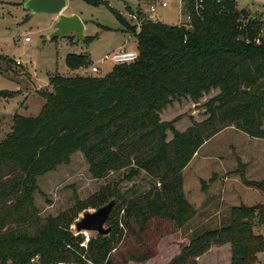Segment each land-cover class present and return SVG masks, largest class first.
Listing matches in <instances>:
<instances>
[{"label":"trees","instance_id":"trees-1","mask_svg":"<svg viewBox=\"0 0 264 264\" xmlns=\"http://www.w3.org/2000/svg\"><path fill=\"white\" fill-rule=\"evenodd\" d=\"M182 2L188 29L127 7L140 24L138 31L135 25L130 29L137 60L115 65L100 78L50 76L47 90L38 92L44 100L38 116L13 115L11 131L0 141V264H29L35 255L40 264L146 262L157 255L160 239L189 218L183 169L193 154L229 127L264 139V43L243 41L245 35L252 40L258 26H251L258 22L239 21L245 13L231 0H202L200 9L195 0ZM0 60L12 61L1 55ZM66 65L73 71L89 62L85 55L70 54ZM211 89L220 94L207 103L202 122L180 133L160 121L170 102L185 96L196 101ZM13 96L0 92V98ZM166 130L173 132L169 140ZM76 152L85 156L94 179L130 168L126 179L141 171L154 182L123 199L112 231L92 237L86 250L79 246L83 237L68 230L75 218L64 213L41 222L34 205L37 179L67 165ZM257 188L264 196V180ZM263 216L264 205L233 207L228 225L197 233L166 264H197L211 247L225 244L231 246V264H251L264 253V240L253 233Z\"/></svg>","mask_w":264,"mask_h":264},{"label":"rangeland","instance_id":"rangeland-1","mask_svg":"<svg viewBox=\"0 0 264 264\" xmlns=\"http://www.w3.org/2000/svg\"><path fill=\"white\" fill-rule=\"evenodd\" d=\"M25 1L0 0V55L12 60L9 63L0 60V92L14 95L0 98V141L11 131L14 114L38 116L44 103L38 92L47 90L50 76L100 78L115 66L109 59L112 53L122 48L137 51L130 32L136 22L130 18L127 7L132 11L139 7L142 13L166 25L185 22V15L179 14L175 0H167L166 8L156 5L154 12L149 11L148 0H100L99 5H90L84 0H65L61 14L75 15L83 23V40L75 42L72 32L50 38L56 18L42 13L31 14L23 8ZM237 2L239 8L249 9L251 13L260 10L255 0ZM115 13L121 16L124 25ZM70 54L85 55L88 67L70 70L66 65V56ZM91 67L99 71L92 73ZM219 94L218 89H211L196 101L187 96L179 97L161 111L159 119L169 123L173 131L182 133L193 123L207 118L206 105ZM262 102L264 106V94ZM165 134L169 140L173 132L166 130ZM129 171L130 168H125L94 179L88 172L85 156L79 152L72 154L67 165H60L37 179L34 205L39 220L43 222L46 217L65 213L76 221L85 211L92 212L114 199L115 205L105 223V228L111 227L112 231L121 201L154 184L141 171L134 178L126 179ZM262 180L264 139L250 138L233 127L220 131L193 154L183 169V192L190 207L188 220L180 230L160 239L158 256L148 262L131 264H166L197 233L228 225L233 207L264 205V196L257 188ZM254 224L253 233L264 240V216L261 223ZM68 230L71 236L75 235L73 224ZM96 235L93 233L92 237ZM254 259L251 264H264V253L256 254ZM197 264H231L230 244L211 247L197 259Z\"/></svg>","mask_w":264,"mask_h":264},{"label":"water","instance_id":"water-1","mask_svg":"<svg viewBox=\"0 0 264 264\" xmlns=\"http://www.w3.org/2000/svg\"><path fill=\"white\" fill-rule=\"evenodd\" d=\"M65 0H26L23 8L31 14H48L55 16L53 33L50 38L62 37L70 32L74 33V41L83 40V23L73 16H63L62 10L65 8ZM115 200L111 199L107 204L96 208L94 211H85L81 217L73 223L75 233L91 232L99 236H107L111 227L105 228V223L109 219Z\"/></svg>","mask_w":264,"mask_h":264},{"label":"built area","instance_id":"built-area-1","mask_svg":"<svg viewBox=\"0 0 264 264\" xmlns=\"http://www.w3.org/2000/svg\"><path fill=\"white\" fill-rule=\"evenodd\" d=\"M231 1L234 3L235 9L238 12H244L245 13V16L241 15L240 20H239L242 23H244V25L245 24L248 25L250 23V20H255L258 22L256 27L254 25L251 26L252 29L257 28V26H258V30L254 33L252 40L245 35V38L243 40L244 43L245 44L251 43L255 46L262 45L264 43V0H255L258 2V6L260 7V10L256 11L255 13H251V11L249 9L239 8L237 6L238 5L237 0H231ZM147 2L149 5V11L150 12L155 11L156 5H159V7H161V8H166L169 4L167 2V0H148ZM175 2L178 5L179 14L185 15V22H180L181 24H179L178 26H183L184 28L188 29L190 27V16L188 15L186 10L184 9V5H183L182 0H175ZM195 2H196L195 5L198 9L202 8V6H201L202 0H195ZM182 8H183V11H181ZM129 15H130V18L136 22L135 27L138 31L140 24L137 21L136 15L132 14V13H130ZM153 21H157V19H155ZM25 40H28V39L26 38ZM137 57H138L137 51H128V50L122 48V49L118 50L117 52L112 53V55L109 56V59L115 65H122V64H130V63L134 62L135 60H137ZM17 64H19V62ZM98 71H99L98 68L91 67L92 73H97ZM79 234L83 237V241H82L81 246L83 247V249L86 250L87 249V243L92 238L93 233L82 232ZM29 264H40L39 263V256L35 255L34 257H32L29 260Z\"/></svg>","mask_w":264,"mask_h":264},{"label":"crops","instance_id":"crops-1","mask_svg":"<svg viewBox=\"0 0 264 264\" xmlns=\"http://www.w3.org/2000/svg\"><path fill=\"white\" fill-rule=\"evenodd\" d=\"M54 18H55V16L53 17V19H54ZM156 256H158V254H157ZM156 256H155V257H156ZM155 257H154V258H155ZM154 258H152V259H154ZM152 259H150V260H152ZM150 260H148V261H150ZM148 261H146V262H148ZM167 262H168V261H167ZM167 262H166V263H167ZM130 264H131V263H130Z\"/></svg>","mask_w":264,"mask_h":264}]
</instances>
